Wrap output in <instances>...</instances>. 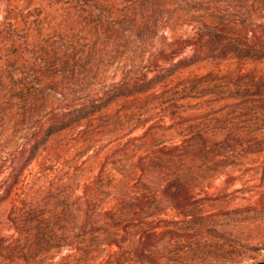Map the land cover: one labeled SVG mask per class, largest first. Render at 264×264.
I'll return each mask as SVG.
<instances>
[{
  "label": "trees",
  "instance_id": "1",
  "mask_svg": "<svg viewBox=\"0 0 264 264\" xmlns=\"http://www.w3.org/2000/svg\"><path fill=\"white\" fill-rule=\"evenodd\" d=\"M263 250L264 0H0V264Z\"/></svg>",
  "mask_w": 264,
  "mask_h": 264
},
{
  "label": "rangeland",
  "instance_id": "2",
  "mask_svg": "<svg viewBox=\"0 0 264 264\" xmlns=\"http://www.w3.org/2000/svg\"><path fill=\"white\" fill-rule=\"evenodd\" d=\"M15 235V233H14V231H13V229H8L7 231H6V237L7 238H11V237H13ZM261 259H264V250L262 251V252H260L254 259H250V260H247V261H245L244 263H242V264H245V263H252V262H254V261H257V260H261Z\"/></svg>",
  "mask_w": 264,
  "mask_h": 264
},
{
  "label": "water",
  "instance_id": "3",
  "mask_svg": "<svg viewBox=\"0 0 264 264\" xmlns=\"http://www.w3.org/2000/svg\"><path fill=\"white\" fill-rule=\"evenodd\" d=\"M245 264H264V259L254 261L252 263H245Z\"/></svg>",
  "mask_w": 264,
  "mask_h": 264
}]
</instances>
